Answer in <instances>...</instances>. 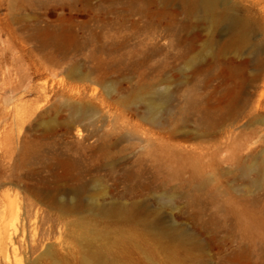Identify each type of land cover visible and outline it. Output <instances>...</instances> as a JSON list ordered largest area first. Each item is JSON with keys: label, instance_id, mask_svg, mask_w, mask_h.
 <instances>
[{"label": "rangeland", "instance_id": "rangeland-1", "mask_svg": "<svg viewBox=\"0 0 264 264\" xmlns=\"http://www.w3.org/2000/svg\"><path fill=\"white\" fill-rule=\"evenodd\" d=\"M0 264H264V0H0Z\"/></svg>", "mask_w": 264, "mask_h": 264}, {"label": "bare ground", "instance_id": "bare-ground-1", "mask_svg": "<svg viewBox=\"0 0 264 264\" xmlns=\"http://www.w3.org/2000/svg\"><path fill=\"white\" fill-rule=\"evenodd\" d=\"M217 1L219 0H198V4L205 9L213 10L215 9V5ZM226 20L228 24L234 27L235 29L245 24L244 21L239 16H236V15L227 16Z\"/></svg>", "mask_w": 264, "mask_h": 264}]
</instances>
